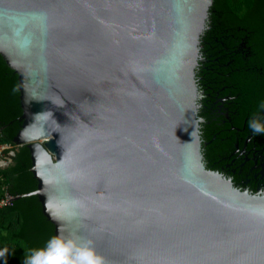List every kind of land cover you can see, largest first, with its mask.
Segmentation results:
<instances>
[{
    "label": "water",
    "instance_id": "water-1",
    "mask_svg": "<svg viewBox=\"0 0 264 264\" xmlns=\"http://www.w3.org/2000/svg\"><path fill=\"white\" fill-rule=\"evenodd\" d=\"M211 0H0L53 237L105 264H264V194L203 166L194 80Z\"/></svg>",
    "mask_w": 264,
    "mask_h": 264
},
{
    "label": "trees",
    "instance_id": "trees-1",
    "mask_svg": "<svg viewBox=\"0 0 264 264\" xmlns=\"http://www.w3.org/2000/svg\"><path fill=\"white\" fill-rule=\"evenodd\" d=\"M197 46L207 61L204 67H194V80L198 84L202 79L205 92L213 88L208 91L213 98L204 95L201 101L213 99L216 137L213 150L201 144L200 152L204 159L213 160L215 170L218 163L225 167L233 149L225 131L230 125L222 122L225 115L219 103L227 105L233 126L240 128L242 115L257 116L256 121L264 126V0H211ZM20 113L17 75L0 56V143L13 149L9 164L0 169V184L13 195L8 205L0 207V251L4 252L0 264H24L32 251L45 248L53 238V225L42 214L36 195L27 194L35 189L36 180L29 169L26 145L14 146L11 140ZM246 128L254 143L264 145V132L253 133L249 122Z\"/></svg>",
    "mask_w": 264,
    "mask_h": 264
},
{
    "label": "flooded vegetation",
    "instance_id": "flooded-vegetation-1",
    "mask_svg": "<svg viewBox=\"0 0 264 264\" xmlns=\"http://www.w3.org/2000/svg\"><path fill=\"white\" fill-rule=\"evenodd\" d=\"M204 61H207L206 58L201 57V53L197 52L196 66L201 64L204 67ZM199 81L198 84L195 82L197 94L199 95L196 100L195 114L199 119L200 147L203 144V147L213 150V142L216 141V137L213 136V99H205L203 103L201 101L204 95L213 98V93L211 95L208 93L211 89L213 92V88L208 87V90L205 92V88L202 86L204 84L202 79ZM201 105L203 109H200ZM233 114L238 117L241 115L238 111L234 110ZM224 115L227 117V120L222 119V122L229 123L228 120H231V116L229 117L226 113ZM241 118V126L240 128H236L243 134L241 142L237 143L235 137H227L228 141L231 140L233 142V149L228 154L229 162L225 163V167L218 163L219 167L215 171L227 178L231 182V185L239 190H245L250 194H264V145L254 143L252 134L248 133L246 128L248 122L256 120L258 117L242 115ZM230 154H234V156L231 157ZM201 161L204 167L207 166L208 169L213 170V160L204 159L202 153Z\"/></svg>",
    "mask_w": 264,
    "mask_h": 264
},
{
    "label": "clouds",
    "instance_id": "clouds-1",
    "mask_svg": "<svg viewBox=\"0 0 264 264\" xmlns=\"http://www.w3.org/2000/svg\"><path fill=\"white\" fill-rule=\"evenodd\" d=\"M249 127L253 133L264 132V126L256 120H251ZM2 255L4 252L0 251ZM24 264H105V260L96 252L91 240L80 243L58 236L51 238L45 248L32 251Z\"/></svg>",
    "mask_w": 264,
    "mask_h": 264
},
{
    "label": "built area",
    "instance_id": "built-area-1",
    "mask_svg": "<svg viewBox=\"0 0 264 264\" xmlns=\"http://www.w3.org/2000/svg\"><path fill=\"white\" fill-rule=\"evenodd\" d=\"M13 145L16 146L14 143ZM12 155V146L7 143H0V169L4 168L9 164ZM12 199L13 195L8 193L5 190L4 186L0 184V207L8 205Z\"/></svg>",
    "mask_w": 264,
    "mask_h": 264
},
{
    "label": "rangeland",
    "instance_id": "rangeland-1",
    "mask_svg": "<svg viewBox=\"0 0 264 264\" xmlns=\"http://www.w3.org/2000/svg\"><path fill=\"white\" fill-rule=\"evenodd\" d=\"M218 105H219V108H221V111L222 112L224 111L223 112L224 114L227 113V110H228L227 105H225L223 103H219ZM224 119L227 120V117L224 116ZM228 121H229L228 125H230L229 127H231V128H229L227 126L226 130L224 129L228 133L227 137H235V139H236V141L238 143L241 140V138H242L241 132H240V130L236 129L237 127L233 126L231 120H228Z\"/></svg>",
    "mask_w": 264,
    "mask_h": 264
}]
</instances>
